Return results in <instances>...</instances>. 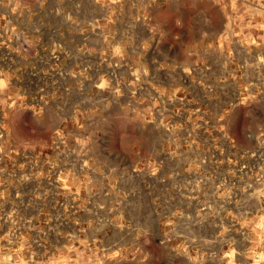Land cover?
Returning <instances> with one entry per match:
<instances>
[{
    "label": "rangeland",
    "instance_id": "1",
    "mask_svg": "<svg viewBox=\"0 0 264 264\" xmlns=\"http://www.w3.org/2000/svg\"><path fill=\"white\" fill-rule=\"evenodd\" d=\"M0 264H264V0H0Z\"/></svg>",
    "mask_w": 264,
    "mask_h": 264
}]
</instances>
